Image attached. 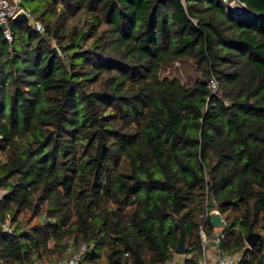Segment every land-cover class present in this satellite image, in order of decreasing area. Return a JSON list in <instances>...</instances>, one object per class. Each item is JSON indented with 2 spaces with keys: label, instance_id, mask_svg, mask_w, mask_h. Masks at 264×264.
Here are the masks:
<instances>
[{
  "label": "trees",
  "instance_id": "1",
  "mask_svg": "<svg viewBox=\"0 0 264 264\" xmlns=\"http://www.w3.org/2000/svg\"><path fill=\"white\" fill-rule=\"evenodd\" d=\"M236 1L21 0L43 31L0 29V264H166L180 240L200 264L214 209L264 264V0Z\"/></svg>",
  "mask_w": 264,
  "mask_h": 264
},
{
  "label": "built area",
  "instance_id": "2",
  "mask_svg": "<svg viewBox=\"0 0 264 264\" xmlns=\"http://www.w3.org/2000/svg\"><path fill=\"white\" fill-rule=\"evenodd\" d=\"M224 5H226L229 9H233L236 11H243L245 9L242 8L241 3L236 0H221ZM238 5L234 7V4ZM23 10L21 6V0H0V25H7L10 19H14V17ZM30 15V14H29ZM31 16V15H30ZM35 28L38 31H43V27L39 22L35 21ZM4 35L6 39L9 41L12 40V34L10 29L6 26L3 29ZM210 87L213 91L217 88V83L215 80H212L210 83ZM4 192H0V198ZM215 210V209H214ZM212 211V210H211ZM208 211L204 218L207 220L210 219V212ZM4 230L11 231V227L9 223L3 226ZM215 232L209 236L206 232L205 225H200V237H201V258L200 264H241V253L230 254L225 252L221 248L222 241L225 237V234L222 232L223 228H214ZM86 250V246H82V248L78 251L74 250V247H71L67 252L66 257L59 262H51L48 260L36 262L34 264H92L83 259V253ZM190 259V255H179L173 252L170 260L166 264H188Z\"/></svg>",
  "mask_w": 264,
  "mask_h": 264
},
{
  "label": "water",
  "instance_id": "3",
  "mask_svg": "<svg viewBox=\"0 0 264 264\" xmlns=\"http://www.w3.org/2000/svg\"><path fill=\"white\" fill-rule=\"evenodd\" d=\"M243 9H246L244 4H241ZM17 22H22L27 24L28 26H34L35 21L34 19L29 15V13L26 10H21L13 19ZM6 25L2 24L0 25V29H5ZM210 222L211 225L214 228H225L227 223L222 217L221 213L218 210H212L210 212ZM260 238V234L250 232L246 237V242L249 246V248H254ZM176 253L179 255H185L187 254V248L184 246V243L182 240H180L177 248Z\"/></svg>",
  "mask_w": 264,
  "mask_h": 264
},
{
  "label": "rangeland",
  "instance_id": "4",
  "mask_svg": "<svg viewBox=\"0 0 264 264\" xmlns=\"http://www.w3.org/2000/svg\"><path fill=\"white\" fill-rule=\"evenodd\" d=\"M237 5H238V4L235 3V4H234V7H236ZM179 67H180V64H179V63H176L174 67H171V68L167 69L166 71H164V75H172V74H174V72H175ZM183 77H184V75H183ZM212 91H213V90H212ZM215 91H216V90H215ZM215 91H214V92H215Z\"/></svg>",
  "mask_w": 264,
  "mask_h": 264
}]
</instances>
